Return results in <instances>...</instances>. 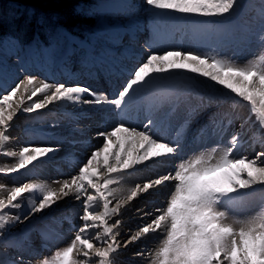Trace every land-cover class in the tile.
Wrapping results in <instances>:
<instances>
[{"label": "snow or ice", "instance_id": "6c2138e0", "mask_svg": "<svg viewBox=\"0 0 264 264\" xmlns=\"http://www.w3.org/2000/svg\"><path fill=\"white\" fill-rule=\"evenodd\" d=\"M144 3L158 11L196 16L215 23L231 16L239 0H144ZM257 38L264 45V26L260 28ZM177 70L199 74L223 86L230 96L234 94L240 101L246 102L250 113L248 119L254 116L258 125L254 133L255 141L264 144V55L259 56L258 60L241 64L219 53L165 50L159 54L158 50L150 47L145 59L130 70L129 78L114 97L81 84L53 85L43 81L37 86L36 77L31 75L16 83L10 91L6 90L7 94L0 95V155L16 161L11 166H0V175L9 176L21 170L35 169L59 151L51 146H24L18 152L6 150L10 142V122L18 111L32 113L53 102H70L101 109L108 105L123 112L134 93L149 87L155 77ZM29 92V101L38 94H42L43 99L22 107L23 95ZM18 94L21 96L20 102L13 107V98ZM86 96L91 99H85ZM216 103V110L207 115L206 124L197 130L196 137H201L209 127L213 130H217L218 126L226 129L238 118L219 107L218 101ZM212 106V100H201L189 116L194 119L207 113ZM126 123L122 119L111 131L97 133V136L104 137L102 148L95 149L86 158L87 163H81L78 173L72 176L70 182L56 181L60 183L57 189L47 183L22 182L19 186L11 187L6 197H0V241H4L6 229L30 221L35 214L50 209L58 200L72 193L83 206V214L79 216L82 226L78 227L67 246L57 249L49 258L40 260L39 264H80L73 256L76 249L83 250V264H90L92 259H98L99 264H113L121 247L116 240L118 233L114 230L122 221L116 219L110 224L109 219L120 213L122 205L110 206V197L115 196L110 185L120 170L131 169L149 160L176 157L180 151L179 131L177 139L164 142L163 138H154L156 133L151 127L153 120L149 119L142 131L137 127H126ZM244 123H241V128H244ZM120 133L126 135L122 138L118 135ZM137 141L140 148L134 151L123 147L125 143L134 145ZM240 147L241 133L235 132L218 157L215 155L216 148L210 153L202 152L181 160L174 165L172 172L149 180L143 187L137 184L135 189H131L127 197L129 201L139 192H148L156 186L175 181L174 191L167 199L166 206L157 208L151 222L140 227L123 246L126 248L129 243L150 233L161 232L163 236L158 246L148 252L149 264H264V208L246 219H234L232 223L226 222L228 212L220 210L221 207L231 209L242 206L248 196L246 190L256 185L264 187V166H261L264 164V151L256 153L254 158H235L234 152ZM101 157L102 166L98 159ZM213 173H221V176L206 179L212 177ZM98 176L102 177L103 184L97 182ZM2 188L4 185H0ZM101 205L102 211H97ZM22 208L26 211L21 213L18 210ZM144 215L153 214L148 212ZM92 239L107 246L95 248L92 253ZM7 243L9 247L15 246L12 241ZM136 256L143 257L144 251H138ZM0 264L26 262L17 256L10 260L0 259Z\"/></svg>", "mask_w": 264, "mask_h": 264}, {"label": "rangeland", "instance_id": "374dc122", "mask_svg": "<svg viewBox=\"0 0 264 264\" xmlns=\"http://www.w3.org/2000/svg\"><path fill=\"white\" fill-rule=\"evenodd\" d=\"M73 1H75V0H73ZM261 1L263 2L264 0H239V3L236 7V10L232 13V15L226 16L222 22H215V24L211 21H202L203 18H200V17L180 15V14H176V13L171 12V11H158V10H155V9L149 7V6H146L145 8H143L144 10L142 9L139 13H140V15L146 16V17L144 16L143 18L147 22H141L142 27H145L143 25V23H145V25L147 27L150 25L153 28H156L157 23L159 21V16H162L164 19L168 18V19L172 20V22H175V23L182 21L183 18H187L190 21L189 26H191L192 28H194L196 25L203 27V25L205 26V24L208 22L206 24L207 31L210 27H213V28L215 26L217 28L219 27V34L220 35H226L229 37L228 41H227L228 44L226 45L228 54L221 55V56L225 57V58L234 59L237 62L243 64V63H246V61L248 62L250 60H253V61L258 60V58H259L258 55H260V54L264 55V45H262L257 38L258 34H259L258 31L260 30V28L262 26H264V25H262V22H260L261 20L264 19V15H262V14H264V2L262 3ZM83 3H84V1H80V0L78 1L77 5H76L77 11L82 12V13L86 14V16H91L93 19H95V22L93 25H90V24L81 25L80 28H76L75 32H71V31L65 30V29H58L56 31L51 32L49 29H44L42 27L40 33L43 34L44 37H47V43L46 44L37 43L34 41V42L27 43V45H24L20 42V40L18 38L14 37V36H6L3 39L0 38V44L6 50L13 51L16 54H20L21 52L24 53V52H26V50H29V52L32 51V53L35 54L33 52V48H34V45H36V47L41 48V50L38 53L41 54V52H42L43 56L46 57V56H48V54H50V52H52L55 49H60V50L64 49V48L66 49L67 48L66 46L68 45L70 40L74 39L79 43V45L83 44L84 41H82L81 38L78 36V35H81L83 37V39H87V38L90 39L91 43H92V48H95L96 47L95 44L97 45L98 42H101L100 41L101 38L98 37L99 31L97 30V28L102 27V26L104 28L107 25H112L113 23H116V21L113 19L109 20L108 16L105 17L104 12H105V8L109 4L108 2L102 0V2L98 3V0H87L88 5L85 3L83 4ZM17 4L18 3H12V5H10V8L12 10H14L15 12H20V14H22V13H26L29 15L33 14V9L28 8V7H24L22 5H17ZM145 9L146 10L147 9L152 10L153 13L151 12V13H149V15H146V14H148L147 13L148 10L146 11ZM259 9H261V10H259ZM144 11H146V12H144ZM147 17L149 18V20ZM257 17L259 19H257ZM255 18H256V20H255ZM38 19L41 20L42 16L39 17ZM53 19L56 20V17H53ZM172 22H169V23H172ZM202 23H204V24L201 26ZM58 25H60L59 22H58ZM166 25H168V22L164 23L163 27H165ZM170 27H171L170 28L171 30H175L176 28H183V25L182 24H179V25L178 24H174V25L172 24V25H170ZM223 30H225V31H223ZM70 37H71V39H70ZM215 40H214V42H215L214 47L216 46L217 49H220L221 44H219L218 41L217 40L215 41ZM212 43H213V41H209V44H212ZM218 44H219V46H218ZM206 46H207L206 44L202 45L203 48H205ZM54 47H56V48H54ZM80 47L83 48L82 45ZM97 48H98L97 51H101L103 49V47H101V46H98ZM184 48L185 47H183V49ZM186 49H187V47H186ZM215 49L211 50V45H210V46H208V48L206 50H199V52L206 51L207 53H210V54L211 53L216 54ZM64 50H63V52H64ZM47 51L49 53H47ZM40 54H38V60H39L40 65H43L44 64V61H43L44 58L40 57L39 56ZM250 55H251V57H249L247 60V57ZM50 59L54 60L55 59L54 55H51ZM106 65L109 66V63L107 62ZM189 71L190 70H188V73H187V70H185V73H184L183 70L182 71L178 70V72L173 71L172 73H170V75L169 74H167V75L162 74L160 77L159 76L155 77L153 82H151V84H158L160 82L165 84L166 79L169 76L170 77V83H167V84L170 85V87H172V88L169 89L168 92L164 91L162 93L164 96L163 100L176 99L175 95H178L180 93H182V95H184L185 93H187L188 89L194 90V87H196V85L197 86L203 85L205 83H203L202 81H204V82L207 81V79H203V78L199 79L200 77L197 78L195 73H192ZM208 82H209V84H208L209 87L207 86L208 89H210L211 91H216V92L220 91L219 88L222 86L215 84V82H212L210 80ZM164 89H166V88H164ZM172 91H173V94H172ZM139 92H136L135 94H137ZM29 93H25L24 96L28 97L29 95H31V93L30 94ZM159 93H160V91L156 92V94H159ZM224 93L226 94L225 98L227 99V100L225 99L226 102H225V105L223 107L224 110H227L232 115H235V114L237 115L239 110L240 111L243 110L242 112L239 111V115L237 116L238 118H241V116L247 118V113L250 116L249 108H248L246 102L238 100V98L234 97V94L230 96L226 89H225ZM17 98L18 97H16L13 100V107H15L16 104L20 102L21 98H18V99ZM37 98L43 99L42 95L38 96ZM23 100H24V98H23ZM22 107H23V105H22ZM63 109L68 110L66 108H63ZM233 109H234V111H233ZM237 109H238V111H237ZM236 111H237V113H236ZM21 112L25 113L22 110L18 111L17 113H21ZM33 113L34 112H32L31 114L25 113V114H27L26 116H29V114L31 115L30 116L31 117V119H30L31 124L30 125L34 124L32 121ZM236 115H235V117H236ZM78 116L81 117V115H78ZM23 117L25 118V116H23ZM48 117H50V116L48 115ZM65 118H67V117H65ZM69 118H72V117L69 116L68 119ZM252 119L255 122L254 116L252 117ZM22 122H23V119L21 116H19L17 121L13 122V126L18 128ZM255 131L253 129L252 132L255 133ZM252 132H251V137L255 140L254 133H252ZM17 133H16V135H17ZM20 133H21V136L17 135L15 137V139H19V140L22 139V138H20V137H22V132H20ZM9 135H10V142H11V139H13V137L15 136L14 132H12L10 134V131H9ZM94 135H96V134H94ZM118 135H120L122 137V135L125 136L126 134L124 135L123 133H120ZM99 138H100V136L98 137V139ZM100 139H103V137H101ZM39 140L42 142L45 141V139H43V138H39ZM113 141H115V139H113ZM9 143H8V145H9ZM95 143L97 144V143H99V141L98 142L95 141L92 144H95ZM16 145H18L20 148L24 147L23 144H21V145L16 144ZM10 146H11V150H14V149L16 150L17 148H19V147H16L13 143H11ZM13 146L16 148H13ZM66 147L69 148L68 146H65L64 150H63L64 152L62 150H60L61 152L59 154L57 153L56 156L60 157L59 155H61V159H66V160L70 159L69 154L67 155V153H65V150L67 149ZM259 148L261 149V151H264V144L260 143ZM71 151H75V149H73ZM93 151L94 150H92V152ZM64 156L66 158H64ZM4 159H6V157H3L2 155H0V161H2ZM41 165H37V167L35 169L29 168L27 170H21L20 172L15 173V175H11V177H10V175H9V177L0 175V182L2 181L0 183V185H4V188L0 189L2 191V192L0 191V197H6L7 192L11 187L19 186V184L22 182L23 183H47L52 188L57 189V188H59V186H57V184L55 182L59 181L60 183H62L64 180H69V182H70L72 176H74V174H75L74 171L77 169L76 167H74V168L70 167L71 168V170H70V168L66 167V165L64 163L62 164L63 168H57V169L56 168L53 169L49 166H44L42 163H41ZM41 169H42V171H41ZM57 170H58V172H57ZM64 171H67V173L65 174ZM44 172L46 173V175ZM45 176H47V177H45ZM220 176H221V174L217 177H214V178H219ZM97 182L99 183V180H97ZM114 182H116V180ZM60 183H58V184H60ZM122 184H123L122 182H119L118 187H121ZM259 187H260V188H258L259 192L256 193L252 199V201L254 199L256 201H258L260 199V201H258V203H257L258 207L262 206L261 204H263V202H264V187H262L260 185H259ZM125 188H129V187L127 186ZM253 188H254V186H253ZM61 202L57 201L50 209L45 210L42 213L35 214L33 217L30 218V221L26 220L23 223L16 224L14 226H11L9 229H6L5 230L6 235H5L4 241H0V259L10 260V259H15L17 256H21L25 260L26 264L27 263L29 264V262H30V264H39L40 260H42L44 258H49L52 254H54V252L57 249L67 246V244L70 243L71 239H73V238H71V236L74 237L75 232L78 229H76V230L73 229L74 231L71 230L68 232H64L63 230H64L65 224H63V228H62L61 226H59V224L54 222L52 219L53 217H51V215L48 214V212H50V211H53V213H54L53 216H55L59 213L60 219L62 218V214H65V215L70 214V212H71L70 210H67L69 212H65V213H64V211L62 212V210H60L63 208V206H65V204H67V202H65V201H61ZM18 211L22 213V212L26 211V209L22 208ZM13 214H15V213H13ZM228 221H229V219L227 220V222ZM26 222L31 223V224H29L28 227H29V229H32V231H33L31 234H29V237L25 236V234H27V232L29 230H24V229L22 230V227L24 226V224ZM78 227H80V226H78ZM68 228L70 229V227H68ZM63 233L65 235L68 234V237L66 238V236ZM8 241H12L15 244V246L9 247L8 243H7ZM95 248H97V247H95ZM34 250L36 251V253ZM84 250H86V249H84ZM79 251H82V250L76 249L73 252V256L76 259H77V256H79V253H78ZM26 252H29L30 255H29V253H26ZM31 252L33 254H31ZM17 254H19V255H17ZM36 255H37V257H35ZM31 261H33V262H31ZM92 262H93V260H92ZM147 262H148V260H147Z\"/></svg>", "mask_w": 264, "mask_h": 264}, {"label": "bare ground", "instance_id": "6f19581e", "mask_svg": "<svg viewBox=\"0 0 264 264\" xmlns=\"http://www.w3.org/2000/svg\"><path fill=\"white\" fill-rule=\"evenodd\" d=\"M110 3H112L106 10H105V15L106 17L108 16L109 20L110 19H113L116 21V23H113L112 25H107L103 28L102 27H99L97 28V30L99 31V36L102 37V38H106V40H109L110 42L111 41H115V42H118L119 44H123L125 43L126 46H128V44H132L133 43V40L132 39H135V36L133 35L134 33H130L129 31L131 30H128L126 29V25L128 24H131L133 25V27H138L136 25V23H140V22H143L145 19L143 18L144 16L143 15H140V13H137L136 12H140L143 8H145L147 5L143 2H141V0H131L130 3H126V6L125 8H122L121 6H119V4H123V0H109ZM262 2V1H261ZM264 2V1H263ZM262 2V3H263ZM138 7V8H137ZM144 10V9H143ZM146 10V9H145ZM148 10V9H147ZM146 10V11H147ZM261 10V9H259ZM144 11V12H146ZM143 12V13H144ZM149 13V12H147ZM167 13V12H166ZM136 14V15H135ZM258 14V13H257ZM148 15V14H146ZM146 17V16H145ZM149 17V16H148ZM147 17V18H148ZM225 18V17H224ZM257 19H259L257 17ZM149 20V18H148ZM226 20V19H225ZM256 20V18H255ZM106 21V20H105ZM110 22V21H109ZM147 22V21H146ZM208 23V22H207ZM206 23V24H207ZM225 23V22H224ZM109 24V23H108ZM205 24V26H206ZM212 24V23H211ZM215 24V23H214ZM213 24V25H214ZM219 24V23H218ZM153 25V24H152ZM172 25V24H171ZM210 25V24H209ZM208 25V26H209ZM142 26V25H141ZM138 27V33L141 34V35H144L146 33V30L143 28V27ZM204 26V25H203ZM212 26V25H211ZM254 26V25H253ZM109 27V28H108ZM157 27V26H156ZM173 27V26H172ZM171 28V27H170ZM210 28H213V27H210ZM210 28L208 30H210ZM215 28H217L215 26ZM95 29V28H94ZM225 31V30H223ZM79 32V31H78ZM90 33V32H89ZM80 34V33H79ZM77 35V34H76ZM97 35V34H96ZM223 36V35H222ZM217 35H213L212 36V41L214 42V40L216 39ZM69 38V37H68ZM71 39V37H70ZM224 40H225V37H224ZM60 41V40H59ZM101 41V40H100ZM144 40H141V43H143ZM215 43V42H214ZM99 44H102L101 42H99ZM110 44V43H108ZM163 44L162 42L160 41H157L156 43H153L152 46L154 49L158 50L159 46ZM77 42L73 39L71 41V44L69 45V49H68V55L64 56V54L62 53L63 50H60V49H55L51 52L52 55H54L55 59H50V57H42V58H45V65L47 67H52V68H56V66L58 65L57 68H59L62 63H71L73 61V58H72V52H73V49L72 47L73 46H77ZM96 45V44H95ZM81 46V45H80ZM101 46V45H99ZM210 46V45H209ZM219 46V44H218ZM67 47V46H66ZM102 47V46H101ZM124 47V46H123ZM56 48V47H54ZM53 48V49H54ZM100 48V47H99ZM129 47H126V49H128ZM216 48V46H215ZM65 49V48H64ZM98 49V48H97ZM185 49V48H184ZM217 49V48H216ZM138 51V50H137ZM135 51L134 53H132L130 50L128 52H125L122 48H120L119 52L117 53H114L115 54V59L118 60V61H126V59L128 58V56H132L133 59H136V58H139L137 62V64H139L140 61L144 60L145 59V56L146 54H148L149 50H146V49H143L141 48V50L139 52ZM199 52V50L197 51ZM220 52L222 53V55H226L228 54V51H227V47H222ZM42 53V52H41ZM47 53H49L47 51ZM46 53V54H47ZM143 54V56L141 55ZM212 54V53H211ZM41 58V59H42ZM53 58V57H52ZM35 61H37V59L33 60V65L37 66V72L36 74H41L44 69H45V66H39L37 65V63H35ZM44 61V60H43ZM42 61V62H43ZM29 62V61H28ZM120 65H122V63ZM107 62H104V65H106ZM40 64V63H39ZM28 67L30 68V63L27 64ZM13 66V65H12ZM14 70H16L17 68L15 66H13ZM5 69V68H3ZM69 69V67H68ZM6 70V69H5ZM182 71V70H181ZM176 72V71H174ZM178 72V70H177ZM183 72L185 73V70H183ZM191 72V71H189ZM1 73V72H0ZM187 73H188V70H187ZM28 73L25 71V75H21V74H18V79L14 80L11 85H15L16 83H18L20 80L24 79L26 77ZM36 74H31V76H36ZM191 74V73H190ZM60 72H57L55 74H50L48 75V79H51V81L55 82L56 83H65V84H81V85H84L85 86V83L81 80V78L79 77H73V76H69V74H65V76L63 78H61L60 76ZM167 75V74H166ZM170 75V74H169ZM188 75V74H187ZM195 75V74H194ZM161 76V75H160ZM159 76V77H160ZM164 76V75H163ZM197 78L200 77L199 79L203 78V79H207L199 74H196ZM3 77L4 79H7L8 80V74H3ZM128 79V78H127ZM209 79H207V81H202L203 85H201L199 87V89H206L209 84ZM126 82V81H125ZM121 83V87L122 85L125 83ZM41 82H37L36 84L39 85ZM216 84V83H215ZM10 85V86H11ZM197 86V85H196ZM111 88V87H110ZM108 88V89H110ZM148 88V87H147ZM218 89V88H217ZM220 90H225V88L222 86L219 88ZM6 92V90H3ZM8 91V90H7ZM110 91V90H109ZM139 92V91H138ZM30 94V93H29ZM28 94V95H29ZM48 94H51L50 92ZM135 94V93H134ZM211 94V93H210ZM27 95V96H28ZM42 95V94H41ZM207 95V94H206ZM19 97H21L19 94H18ZM30 96V95H29ZM229 97V96H228ZM235 97V96H234ZM23 98H24V103H23V107H27L29 106L31 103L33 102H38L39 100H41L40 98L38 99L37 96L36 97H32V100L29 101L28 98H26L24 95H23ZM42 98H43V95H42ZM233 98V97H232ZM18 99V98H17ZM226 99V98H225ZM201 100H204V101H208L209 99H205L204 97H200L198 99H194L192 102H190L189 104H187L185 106V110L182 111V113L178 116V118L176 119V122H175V126L173 127L172 129V132H176L177 134V131H179L181 133V135L179 136L180 138L182 136H187V134H190V138L189 139H192V137L194 138V136L196 135V132L198 129H200L203 125H205L206 121H207V115L212 112V111H215L214 108H209L208 109V112L207 113H204L203 115H200V116H197L196 118H191L189 116V113L191 112L192 109L196 108ZM227 100V99H226ZM232 100V99H231ZM239 100V99H238ZM226 102V101H225ZM69 104V105H66V104ZM238 103V102H237ZM129 104H132V101H130ZM242 104V103H241ZM225 103H223V107H224ZM237 105V104H236ZM67 106H78V105H73L71 104L70 102H53L51 104H48L45 108L43 109H40V110H36L35 111V121L36 123L33 124V125H30V119H31V113L29 114V116H26L27 114L25 113H16V115L14 116V119L13 121L11 122H14V121H17V119L19 118V116L23 117L25 116V118L23 119V126L25 127V130L24 131H29L31 133V137L30 138H27L26 140H24V144L28 145V146H51V147H54V148H57V145L60 144H65V140H63L62 136L67 133V131L65 130H59V129H56V127L58 126V122L59 118H64V117H68L71 115V110H64L63 108H66ZM58 108V109H57ZM135 108V104H132L131 106H127L126 109L122 112V113H125V111L127 110H133ZM61 109V110H59ZM226 109V108H225ZM99 111V110H98ZM234 111V109H233ZM238 111V109H237ZM236 111V113H237ZM240 111V110H239ZM239 111L236 115V117L239 115ZM243 111V110H242ZM240 111V112H242ZM245 111V110H244ZM84 111L83 110H80L78 113H75L78 115H82L84 114L83 113ZM47 113H51L52 115L55 116V120L54 119H51V118H47L45 117V115ZM244 114V113H243ZM234 115V116H235ZM241 116V115H240ZM239 116V117H240ZM244 116V115H243ZM72 117V116H71ZM169 117V114L164 118V121L167 120ZM242 117V116H241ZM80 117L78 116V119ZM66 119V118H65ZM113 120L118 123L120 120H122L121 118H119L118 116H115L113 117ZM240 121L238 119H236L234 121V123L231 125V128L225 133V139L222 138L219 142L217 141H212V143H208L204 148H203V152L204 153H210L211 150L213 148H216L217 151L215 153V155L218 157L225 146L228 145V141L230 139V134L231 132L235 131V132H240L241 133V142L243 143V139H246V137H248V133L247 131L253 129L254 127L251 126L249 127V121L247 123H244L246 120H243L242 123H244V128H241L240 125L237 126V122ZM127 124L130 125V127L134 126V127H137L138 129H143V125L142 124H139L138 122H134V123H129L127 122ZM246 126L247 127V130H246ZM14 127V126H13ZM127 127V126H126ZM240 127V128H238ZM14 129L18 132L17 135L20 134L21 130H19L18 128L14 127ZM219 129V128H217ZM70 131H74L75 133L72 134V137L76 134V133H79L80 134V130H74L73 128L70 130ZM90 131V130H89ZM255 131V130H254ZM209 132V128L205 129V131L201 134V135H204L206 133ZM12 133V131L10 132V134ZM254 133V132H252ZM125 135V134H124ZM120 136V135H119ZM38 137H41L43 139H45L44 142L40 141L38 139ZM124 136L122 135V138ZM19 138V137H18ZM22 138V137H20ZM101 138V137H100ZM96 139V140H93L92 142H85V143H81L80 145V148H81V151H83L82 153L78 154L77 156H71L69 157L70 159L66 160V159H55V161H58V162H63L64 160H66L67 162H70L71 164L73 163H77L74 167H76L77 169L74 171L75 174L78 173V167L81 165V163H87V157H90L91 156V153H92V150H95L97 148H102L103 144H104V137L103 139ZM155 138H158L157 135H155ZM160 139V137H159ZM166 139V138H163V140ZM22 140V139H21ZM225 140V141H224ZM95 141H99V143H95V145H93L92 143L95 142ZM196 141H199V138L196 137ZM71 143V142H69ZM137 143H139V141L136 142V144H127L125 143L123 145V147L125 148H129V149H132L133 151L136 149V148H140V145H137ZM23 144V145H24ZM73 144V143H72ZM11 145V144H10ZM191 144H188V142L180 147V149L184 152V151H188L187 148L190 147ZM9 146V145H7ZM16 147H19L18 145H15ZM13 146V148H16ZM65 147V146H64ZM69 147V146H68ZM67 148V147H66ZM196 148V152L197 154H199V151H200V148H198V146L195 147ZM240 149L242 150L243 149V145L242 147H240ZM260 149V148H259ZM6 150L8 151H11L10 149L6 148ZM15 150V149H14ZM261 150V149H260ZM63 151V150H62ZM87 151V152H86ZM237 151V150H236ZM236 151L234 152V157L235 158H238L242 155L243 152H239V153H236ZM243 151V150H242ZM258 150L255 151L254 154L252 155H249V156H246V157H249V158H254L256 153H257ZM64 152V151H63ZM195 152V153H196ZM57 152H54L53 154H55ZM52 154V155H53ZM59 154V153H58ZM63 154V153H62ZM65 154V153H64ZM68 155V154H67ZM106 155V153L104 154ZM188 155L187 154V157L185 159L188 158ZM247 155V154H246ZM60 158H61V155H59ZM4 157V156H3ZM192 157V156H191ZM64 158H66L64 156ZM100 160V163H101V166H102V159L103 157L101 158H98ZM54 161L53 158H49L45 161H42L43 163H52ZM159 161V159H155V160H149V161H145V165L143 166V170L141 171H133L132 172V175H129V174H126L128 175V177H132V180H130V182L126 183V187L128 186L129 188H122L121 190H118V191H115V196L114 197H110V206L111 207H116L117 204H120L122 205L121 207V211L119 214L117 215H114L112 218L109 219V223H113L116 219H120L122 221V224L120 226H118L117 229H115L114 231L118 233V235L116 236V240L117 242L122 246L124 244L125 241H127L129 239V237L131 235H135V233L137 231H139V228L144 226L145 224L147 223H150L151 220L154 218L156 212H151L152 211V208L147 204L148 203V200H147V197L148 196H151V195H154V194H158L156 193V189H158L159 186H156L152 189H150L148 192H139L137 197H134L132 200H127V197L128 195L130 194V190L132 189V187H136L137 184H139L141 187H143L144 183L148 182L149 180H153L152 178H146L145 176L146 175H149V177L155 175L156 177H159L160 175H162V173H164V171H166L163 167H160L159 170H148L150 169L151 167H153L155 164H157V162ZM16 161L14 158H8L6 157V159L0 161V166H11L12 164H14ZM114 163V162H113ZM41 165V164H40ZM42 166V165H41ZM40 166V167H41ZM261 166H264V164H261ZM43 167V166H42ZM73 166H71L72 168ZM96 165L94 164L93 165V168H95ZM48 168V167H47ZM70 168V167H69ZM68 168V169H69ZM57 169V168H56ZM71 170V169H70ZM42 171V169H41ZM61 171V170H60ZM161 173V174H158L156 175L157 173ZM47 172V171H46ZM58 172V170H57ZM43 173V172H42ZM45 173V172H44ZM63 173V172H62ZM66 174V173H65ZM74 174V175H75ZM104 174L106 175V170L104 171ZM213 174H216V173H213ZM221 174V173H219ZM11 175H15L14 174H10V177ZM46 175V173H45ZM6 177H9V176H6ZM47 177V176H45ZM44 177V178H45ZM51 178V177H50ZM55 178V177H54ZM12 179V178H11ZM46 179V178H45ZM98 180H99V183L100 184H103V179L102 177L98 176ZM134 180H137L135 183H132ZM50 181V180H49ZM52 181V180H51ZM2 182V181H1ZM0 182V183H1ZM17 183V182H16ZM175 183V181H174ZM54 184V183H53ZM57 186L60 187V184L56 183ZM123 185V184H122ZM258 186L259 185H256L254 186L253 189H250V190H246L248 192V196H251V193H253L255 190L257 191L258 189ZM131 187V188H130ZM10 188V187H9ZM172 190H173V186L172 185H169V187L166 188L165 192L160 196V201L161 202H164L165 198L167 197L168 195V198L170 196V194L172 193ZM259 190V189H258ZM1 191V190H0ZM174 191V190H173ZM2 192V191H1ZM259 191H257L258 193ZM158 196V197H159ZM159 199V198H158ZM257 199V198H256ZM59 202L61 201H65L67 202V204H65L64 208V213L65 212H69L67 210H70V214L69 216L72 217V220H74L73 224L75 225L74 228H77V226H82V222L80 221L79 219V216L83 214V206L81 204L80 201H77L74 197V195L72 193L69 194L68 197H63L62 199L58 200ZM260 201V199L258 200ZM258 201H256L255 199L251 202V201H245V203L240 206V207H237V208H227V212H228V223H232L234 219H246L248 217H250L251 215H254L256 214V209L258 208ZM62 203V202H61ZM156 205H157V202H156ZM262 205V204H261ZM157 206H162V204H159L158 202V205ZM60 209V210H62ZM97 211H102V205L99 206L97 209ZM152 213L153 215L151 216H147V215H144L145 213ZM62 213V212H61ZM140 215V216H139ZM143 216V217H142ZM139 217H142V218H139ZM75 230V229H74ZM73 230V231H74ZM65 235V234H64ZM94 235V234H93ZM66 238L68 237V234L65 235ZM162 234L161 232H155L154 234L153 233H150L146 236H144V243H143V248H138L140 246L141 243H136V244H133L134 242H131L130 245L127 248V252L126 253H129V252H133V251H139V250H142V251H154V249H156V247L158 246V243L159 241L162 239ZM94 245V248L92 249V253L95 252V247L97 248H102V247H106L107 245L103 244V243H99L97 242L95 239H92L91 241ZM38 245V244H37ZM136 248H138L139 250H135ZM36 250V249H35ZM34 250V251H35ZM19 251V250H18ZM24 251V250H23ZM83 251V250H82ZM82 251H79V256H77V259L78 261L80 262V264H83V261H84V257L82 255ZM33 252V251H32ZM31 252V254H33ZM26 253H29V252H26ZM36 253V251H35ZM125 254V253H123ZM19 255V254H17ZM30 255V253H29ZM35 255V254H34ZM125 256V255H124ZM131 257H133L134 255H130ZM29 257V256H28ZM27 257V258H28ZM32 257V256H31ZM37 257V255L35 256ZM26 258V259H27ZM93 260V262H92ZM90 261V264H99V261L98 259H92ZM115 260L118 261V262H125L121 259V256H119V253L116 254V257H115ZM33 262V261H31ZM133 262H135V264H148L147 263V260L144 258V257H140V256H136V258L134 259H129L127 260V262H125V264H132ZM28 264V263H27ZM30 264V262H29Z\"/></svg>", "mask_w": 264, "mask_h": 264}, {"label": "trees", "instance_id": "16d2710c", "mask_svg": "<svg viewBox=\"0 0 264 264\" xmlns=\"http://www.w3.org/2000/svg\"><path fill=\"white\" fill-rule=\"evenodd\" d=\"M79 0H0V37L5 34H15L30 39L42 27L48 25L60 26L75 30L86 23H94V19L77 11ZM87 1V0H82ZM12 3H18L33 9V14H13ZM42 16V19L38 18ZM56 17V20L53 19Z\"/></svg>", "mask_w": 264, "mask_h": 264}]
</instances>
